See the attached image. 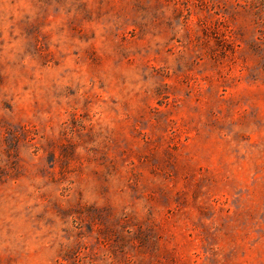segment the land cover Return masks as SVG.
Listing matches in <instances>:
<instances>
[{
  "label": "rangeland",
  "instance_id": "1",
  "mask_svg": "<svg viewBox=\"0 0 264 264\" xmlns=\"http://www.w3.org/2000/svg\"><path fill=\"white\" fill-rule=\"evenodd\" d=\"M0 264H264V0H0Z\"/></svg>",
  "mask_w": 264,
  "mask_h": 264
}]
</instances>
